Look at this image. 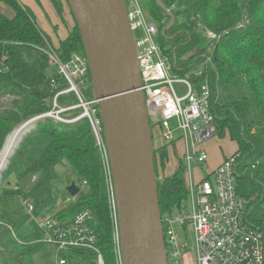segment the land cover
<instances>
[{
  "label": "trees",
  "instance_id": "1",
  "mask_svg": "<svg viewBox=\"0 0 264 264\" xmlns=\"http://www.w3.org/2000/svg\"><path fill=\"white\" fill-rule=\"evenodd\" d=\"M0 1L14 8L13 16L0 11L1 151L8 135L28 119L50 110L55 94L68 83L58 72L49 73L51 61L42 58L41 48L53 42L37 23L34 12L18 0ZM51 1L63 17V0ZM162 1L176 17L175 24L165 33L163 29L170 17L156 0L145 5L150 19L159 27L161 47L177 73L197 85L209 83L218 132L238 144L233 153L239 154L238 192L249 200L250 221L264 234V213L258 215L264 202V0H221L219 4L214 0ZM207 30L217 37L207 39L195 52L203 42L200 33ZM55 49L64 61L75 52H84L75 19L67 37ZM89 95H95L93 88ZM7 96L12 98L3 101ZM75 100L74 94L61 97L62 103ZM36 122L2 174L3 178L18 170V179L28 175L38 179L29 191L19 184L0 188V264H36L34 254L45 243L41 241L43 232L38 227L34 233L22 234L24 227L35 221H29L23 203L15 207L13 203L34 194V204L42 210L52 195L57 166L66 164L75 171L78 183L85 180L87 184L83 194L56 210L55 217L61 222L69 221L89 207L94 212L92 223L98 238L93 248L73 247L64 251L66 264H98L99 255L104 264H117L107 181L89 120L64 123L44 118ZM35 131L47 133L51 141L42 152L27 156ZM170 145L173 144L154 148L162 214L178 207L187 197L186 168L182 162L170 174H159V169L164 171L169 163Z\"/></svg>",
  "mask_w": 264,
  "mask_h": 264
},
{
  "label": "built area",
  "instance_id": "2",
  "mask_svg": "<svg viewBox=\"0 0 264 264\" xmlns=\"http://www.w3.org/2000/svg\"><path fill=\"white\" fill-rule=\"evenodd\" d=\"M126 1L142 79L141 89L145 93L151 124L162 130L165 143H181L182 163L186 168L187 197L178 207L162 214L168 263L183 264L187 247L182 240L187 236V228H192L196 244V264H264V234L258 227L253 226L249 218V200L237 189L236 167L239 154L226 157L212 171L208 168V151L203 143L218 130L209 83L196 84L198 87L195 88L191 79L177 73L161 47L158 39L159 27L150 19L144 0ZM205 33L209 38L217 37L210 30ZM41 50L57 66V72L68 86L55 94L50 110L33 119L51 118L64 123H73L82 118L89 120L110 188L116 262L123 264L114 184L100 99L89 95L92 80L87 57L84 52H75L68 61H64L53 45L49 44ZM174 82L184 84L186 94L179 95L173 86ZM53 84H56L54 79ZM70 94H74L76 100L62 103L61 97ZM73 110L79 112L71 115ZM69 115L71 118H68ZM178 131L180 136L176 135ZM204 170L207 172L202 175ZM196 171H200L198 178ZM37 179L33 175V181L36 182ZM86 184L85 180L78 183L81 191ZM72 199L70 196L64 204ZM22 203L29 221H35L42 230L41 241L56 245L58 264H66L67 259L62 253L67 249L93 248L96 245L98 238L92 223L94 212L91 208L86 207L74 219L61 222L55 217L56 211L37 220L38 207L29 199H23ZM98 264H104L102 255L98 256Z\"/></svg>",
  "mask_w": 264,
  "mask_h": 264
},
{
  "label": "water",
  "instance_id": "3",
  "mask_svg": "<svg viewBox=\"0 0 264 264\" xmlns=\"http://www.w3.org/2000/svg\"><path fill=\"white\" fill-rule=\"evenodd\" d=\"M67 2L81 33L94 94L100 99L123 264H169L152 124L145 93L141 89L142 79L127 1ZM156 3L170 17V22L163 29L165 33L175 24L176 17L162 0H156ZM42 58L49 60L46 54H42ZM67 190L75 198L81 187L72 182Z\"/></svg>",
  "mask_w": 264,
  "mask_h": 264
},
{
  "label": "rangeland",
  "instance_id": "4",
  "mask_svg": "<svg viewBox=\"0 0 264 264\" xmlns=\"http://www.w3.org/2000/svg\"><path fill=\"white\" fill-rule=\"evenodd\" d=\"M25 1H27V3L29 1L30 3L31 2L33 3L32 5L33 7H35L33 11H34L37 23L39 24L41 29L44 30V32L47 33L51 37L53 45L55 47H58L60 45V41L67 37L68 31L74 25V20L71 14H69L70 8H68L67 2L64 0V4H66V8L64 7L63 17H61L58 14L57 10L52 5L50 0H25ZM150 1L144 0L143 3L147 6L150 3ZM214 2L216 4H219L221 0H214ZM0 10L2 13H5L6 15H11V16L14 15V8L10 4L6 3L5 1H0ZM200 34H201V38H203V42L201 43L199 47L196 48L195 52L200 51L205 41L209 39L206 33L201 32ZM55 72H57V66L53 62H51L49 73L53 74ZM192 82L195 88H197L198 87L196 85L197 83H195L193 80ZM173 86L179 95L182 96L186 94L187 89L184 84L180 82H174ZM11 98L12 97L7 96L6 98H3L4 99L3 101L10 100ZM3 103L5 104V102ZM71 115H74V114H71ZM71 115H69L68 118H71L70 117ZM35 117H32L28 119L27 121H25L24 123L20 124L18 127H16L12 131V133L15 132L17 129L21 128L22 126L26 125L28 122H30V120H32ZM36 121L38 120L31 121V123L28 126L29 131L26 132L23 135V137L35 129L36 123H37ZM152 131H153L154 148H158L159 146L164 145L165 140L162 137V130L158 126L152 124ZM176 135L180 136V132L179 131L176 132ZM50 141H51L50 135H48L47 133L41 132V131H35L32 134V143L30 144L27 150V156L35 152H39V153L42 152ZM203 146L208 151V160H207L208 168L210 164V159L212 157L216 159H220V158H223L224 156H230L233 153H235L238 149V144L236 141L232 140L228 135L221 136L218 130L214 133V136L212 138L208 139L207 141L203 143ZM176 148H175V145H170L169 163L167 165V168L164 171L162 169H159L160 176L163 177V176L170 174L171 172H173L176 166L182 162V157H181L182 145L179 141H177L176 143ZM17 171L18 170H15L14 172L4 176L3 178L1 177L0 188H2L3 186H9V185L14 186V185L19 184L26 191H29L30 188L32 187V184H34L32 182V178H31L32 176L28 175V176L22 177L21 179H18ZM205 172H207V170H204V172H202V175H204ZM195 174H196V177L198 178L200 176V171H196ZM72 182L78 183V178H77L75 171L71 169L68 164L58 165L57 166V178L56 180H54L53 186H52V195L50 196V200L48 201L47 206L44 208L45 209L44 212H42L39 215H36L37 220L42 218L46 214L52 213L54 210H56V208H59L60 205H63L66 202V200L70 197L67 187ZM107 188H108V198H109V206H110V213H111V222H112V226H114L113 212H112L111 199H110V188H109L108 183H107ZM80 193L83 194V190ZM32 195L33 196L29 199V201L32 203H35L34 194ZM59 203L61 204L58 205ZM21 205H22V202L19 200L13 203L14 207L21 206ZM263 213H264V202L258 208V215L261 216ZM37 230H38L37 223L32 222L31 224L29 223L28 225L24 227V229L22 230V234L26 235L29 233H34ZM182 242H184L187 247L186 252L184 253L183 259H182L183 264H196V244H195V238H194V233H193L192 228H187V236L184 237ZM113 244H114V227H113ZM58 259H59L58 249L55 244L50 243V242L49 243L45 242L43 246L34 254V260L36 264H58Z\"/></svg>",
  "mask_w": 264,
  "mask_h": 264
},
{
  "label": "bare ground",
  "instance_id": "5",
  "mask_svg": "<svg viewBox=\"0 0 264 264\" xmlns=\"http://www.w3.org/2000/svg\"><path fill=\"white\" fill-rule=\"evenodd\" d=\"M31 122H28L26 125L22 126L21 128L17 129L15 132H13L5 146L3 147L2 151L0 152V180L2 177V172L5 170V168L8 165L10 157L13 155L15 149L17 148L19 142L21 141L23 135L29 131V124Z\"/></svg>",
  "mask_w": 264,
  "mask_h": 264
},
{
  "label": "crops",
  "instance_id": "6",
  "mask_svg": "<svg viewBox=\"0 0 264 264\" xmlns=\"http://www.w3.org/2000/svg\"><path fill=\"white\" fill-rule=\"evenodd\" d=\"M21 4H23V5H26V6H28L32 11L34 10V8L35 7H33V3L31 2L30 3V1L27 3V1H25V0H18ZM51 1V0H50ZM66 1V0H65ZM51 3H52V5H53V2L51 1ZM63 3H64V0H63ZM68 5V4H67ZM54 6V5H53ZM65 6V8H66V4L64 5ZM54 8H55V6H54ZM68 8H69V6H68ZM56 9V8H55ZM70 10V9H69ZM1 11V10H0ZM34 12V11H33ZM71 12V10L69 11V14H71V16H72V13H70ZM8 16H11V15H8ZM72 18H73V16H72ZM74 20V19H73ZM71 30V29H70ZM69 30V31H70ZM69 31H68V33H69ZM68 33H67V35H68ZM226 157H228V156H224L223 158H220V159H216V158H214V157H212L211 159H210V164H209V171H212V170H214L215 168H217L222 162H223V160L226 158ZM32 178V182L34 183V181H33V176L31 177ZM59 205V204H58ZM46 207V206H45ZM44 207V208H45ZM40 209V208H37L38 209V212H37V214L36 215H39V214H41L42 212H44V210L45 209ZM58 208H56V210H57ZM56 210H54L53 212H55ZM52 212V213H53ZM50 214V213H49ZM47 215V214H46Z\"/></svg>",
  "mask_w": 264,
  "mask_h": 264
}]
</instances>
